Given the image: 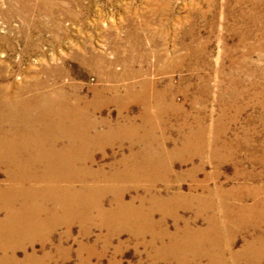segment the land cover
I'll use <instances>...</instances> for the list:
<instances>
[{
	"label": "rangeland",
	"instance_id": "1",
	"mask_svg": "<svg viewBox=\"0 0 264 264\" xmlns=\"http://www.w3.org/2000/svg\"><path fill=\"white\" fill-rule=\"evenodd\" d=\"M0 73L13 96L34 82V115L61 92L92 102L71 154L109 184L88 204L116 215L38 197L40 223L0 233V264H264V0H0ZM19 126L0 136L1 188L31 184L7 162L38 152L12 154L40 138Z\"/></svg>",
	"mask_w": 264,
	"mask_h": 264
},
{
	"label": "bare ground",
	"instance_id": "2",
	"mask_svg": "<svg viewBox=\"0 0 264 264\" xmlns=\"http://www.w3.org/2000/svg\"><path fill=\"white\" fill-rule=\"evenodd\" d=\"M87 58H86V60H87ZM87 61H89V60H87ZM6 66H8V65H6ZM121 75H122V73H121ZM114 78H116V77H114ZM32 84H34V82L33 83H29L27 87L18 89V93L16 92L17 95L13 96L12 93H10V89L8 87V83L5 81V76L3 74L0 75V136H5L7 133L16 134V133L20 132L19 131L20 130L19 127H21V126H19L20 123L23 124L22 129L23 128L25 129V130H23V132H28V134H29L28 136H31V135L35 136L36 134L37 135L39 134V136H40L39 140H35V141H31L30 140L29 142H26L25 145L23 144L24 146L22 145L21 146L22 148L17 146V145H15V144H12V145L9 144L10 145V150H13V152H12L13 155H19L21 153L23 155L24 151H28V150L30 151V150H33V149H35L38 152L35 153V154L25 155L26 158L24 160H21L20 162L18 161L19 162L18 163L19 166L23 167V170H21L19 172L15 171L13 173L12 170H11L12 165L17 167V164H16L17 162L15 163L14 160H13L12 163L7 161L8 164L11 165L10 169H9V171L12 174L11 175V181H13V180L16 181L17 180V182H18V181H22V180H27V181H31V184L29 186H27V187L20 186L19 184H16L18 186H12V185L9 184L8 186H6L4 188L0 187V210L1 209L5 210V217L4 218H0V233H2V236H3V234H7V232H9V226H11L13 223L16 225L17 221H21V223L28 222V224L30 222H37L39 220L41 221V219H40L41 218V213L43 212L44 208L37 204L38 202H37L36 198H38V197H41L42 199L44 198L46 201L47 200H51V202L55 203L58 207L60 205L63 208H65L64 206H68L67 201L74 200L76 202V204L77 203L78 204H82V206H84V208H87V209H90L93 206V208H95V210L99 211V213L102 216H105V217L110 216V218H111V216H116L115 214L114 215L110 214V213L114 212V210H113L114 206H112L109 209L107 207H105L102 204V200H101L102 197L101 196H100L101 198H99L98 200L92 199V201L93 200L94 201L92 203L90 202V204H88L90 198H89V200H87V198H88V197H86L87 195H82L83 194L82 191L85 190V189L88 191V193L91 191V193H93V194H91V198H93L96 195H100L101 194V192L103 191V190H101V187L103 185H105L107 182L103 181V178L100 179L99 171L97 172L98 173L97 174L96 172H93L92 170H89L90 168L83 167L84 166L83 164H87L88 166L89 165L92 166V163L94 161L92 157H91L90 161H88V162L86 161V163H83L82 167L81 166L77 167V163L76 162H80V161H84L85 162V159L80 158V156L78 154H71V151H73L74 148H76V143H74V141H72V139L74 137L76 138V137H81V136H84V135H87V134H91L89 129H88L89 128L88 125H90L89 123H91V122L87 123L86 120H88L89 117H90V112H89L90 108H89V106H91L90 104H92V102L90 101L91 103H88V100L86 99V100H84V103L81 104V102L83 101L84 98H81L80 95H77V96H75L73 98H69V97L66 96L65 92L64 93L61 92L62 94L60 93L59 99H57V101L54 100V101L50 102L49 105H45V104L42 103L45 106L40 107L39 112L36 115H34L33 114V112H34V108L33 107L34 106L32 107L31 100H30L31 98H29L27 100V99L24 98L26 96V94H25V96L22 95L23 92L26 91V88H32ZM105 89H107V88H105ZM118 90H119V87H118ZM42 91H44V90H42ZM31 92H30V94H31ZM95 92H96V96H97V93L99 92V90H97ZM132 92L134 93V91H132ZM101 94H99V96H97V97L98 98L102 97ZM117 96L118 95H115V97H113V99H111V100H118L120 97L118 96L119 97L118 98ZM139 96H140V94H139ZM38 100H40V99H38ZM140 102H142V101H140ZM143 104H144V102H143ZM143 107H144V105H143ZM35 109H36V107H35ZM90 111L92 112V110H90ZM122 111H123V109H122ZM38 119L42 120L43 122L45 121L46 123L44 122L45 125H42V127L40 129H37V128L34 129L33 127L30 126V124L33 122V120L35 121V120H38ZM49 123H53L52 126L49 125ZM132 123H134V122H132ZM110 131H112V130H110ZM114 132H116V131L114 130ZM22 136H23V134H22ZM64 138H67V139L70 140L67 144H65V145H67L65 147H68V151H66V152L65 151L62 152L61 150H59V147H57V144H59V141L64 139ZM19 143H20V141H19ZM7 153H9V152H7ZM3 155L6 158L5 154H3ZM29 163H40V165L43 164L44 166L43 165L41 167L39 166L41 169H39V168L34 169L35 166H34V168H31L33 165L29 164ZM83 169H87V170L86 171H82ZM125 172H123L121 174L119 173V174H116V175L113 174L114 175L113 178H122V179H124V178H126L128 176V174L125 173ZM109 177H110V175H109ZM132 177L135 178L136 176L132 174ZM139 178H140V176H139ZM134 180H136V179H134ZM63 181H65V182H63ZM110 187L111 186H109V188ZM123 189L124 188L120 189L121 193L123 192ZM202 197H204V196H202ZM159 199H161V198H159ZM114 201H115L116 207L119 206L120 208L121 207L123 208L125 206V203H126L123 200L122 196H117ZM73 202H71V203H73ZM32 203H33V205H31ZM132 203L130 202V203L127 204V206H130L131 209H132L131 205H133ZM78 204L76 206H78ZM86 204H88V205H86ZM43 205H44V203H43ZM137 209H136V211H137ZM119 213L125 214V212H123V211H120ZM130 213H131V211H130ZM118 218H120V217H118ZM114 219H115V217H114ZM40 221H39V223H40ZM187 228H188V226H187ZM163 232H165V231H163ZM160 234H161V232H160ZM187 236H188V234H187ZM3 237H5V236H3ZM216 237H217V235H216ZM184 239L186 240V237H184ZM189 241H190V239H189ZM203 241H204V239H203ZM212 241H213V239H212ZM177 242H178V240H177ZM194 243L195 242H193V244ZM205 249H206V247H205ZM175 254H173V255L175 256ZM202 254H203V252H202ZM184 257H187V256H184Z\"/></svg>",
	"mask_w": 264,
	"mask_h": 264
}]
</instances>
